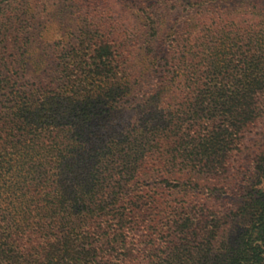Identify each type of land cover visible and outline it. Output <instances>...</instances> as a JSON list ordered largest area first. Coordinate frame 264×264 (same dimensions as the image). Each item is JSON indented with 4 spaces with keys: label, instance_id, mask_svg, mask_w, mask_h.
<instances>
[{
    "label": "trees",
    "instance_id": "1",
    "mask_svg": "<svg viewBox=\"0 0 264 264\" xmlns=\"http://www.w3.org/2000/svg\"><path fill=\"white\" fill-rule=\"evenodd\" d=\"M71 1L52 65L29 0H0V264H264V150L231 172L264 116V21L236 0Z\"/></svg>",
    "mask_w": 264,
    "mask_h": 264
},
{
    "label": "rangeland",
    "instance_id": "2",
    "mask_svg": "<svg viewBox=\"0 0 264 264\" xmlns=\"http://www.w3.org/2000/svg\"><path fill=\"white\" fill-rule=\"evenodd\" d=\"M132 1L133 0H129V2H127L130 3ZM72 4H74V2L71 0H29V14L31 13V21L29 26L26 28V31L29 32L28 35L30 37V50L35 56L43 53L44 57L49 62H54L52 65L56 64L55 58L57 57L58 52H63L71 43L72 34L74 31V29L71 27L73 25L72 18L74 11ZM80 4L84 11L90 10L87 0L86 2H82ZM230 7L232 9V15H234L237 19L239 18L243 25H249L252 21L251 19H254V17L264 21V0H236ZM18 15L20 18L19 13ZM19 18H16V23L14 26L19 24ZM256 21L258 22L259 20ZM255 29L256 31H260V26L256 27ZM161 49V47H157L156 53L161 52ZM18 51L19 50L15 48L13 38V41L9 42L4 56L9 60L13 57V55H19ZM161 53L163 54V52ZM34 69L35 66L30 64L28 74L26 76H19V78H21L20 82L25 80L31 84L37 82V77L32 75ZM160 70H162V68H160ZM160 74L161 73H158L157 76ZM263 150L264 116H261L243 134L240 143V151L237 152L232 161L231 172L239 173V176L244 178L246 181V179H248L251 174H254L252 172L254 164L253 161ZM168 182H170L166 187V199H168V204L171 202L175 205H180L183 201V197H179L176 192L179 190L180 183H177V181L174 180H169ZM155 183H157L156 177L147 179L142 184V186H140V188L150 189ZM244 184L245 183L242 185ZM229 203L231 204L230 200L227 204L228 206H230ZM241 227L242 225H239L237 227H231L225 232L222 231L220 234H222L224 237H221V242L219 241L215 244V248L229 244L231 239L236 237L238 232L242 229ZM137 230L138 229L135 230V234L137 235L136 237L139 238L142 231Z\"/></svg>",
    "mask_w": 264,
    "mask_h": 264
}]
</instances>
